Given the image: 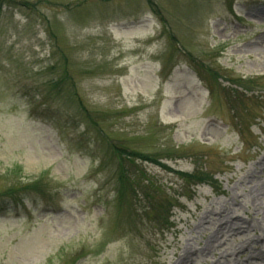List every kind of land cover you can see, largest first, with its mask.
Returning <instances> with one entry per match:
<instances>
[{
  "label": "rangeland",
  "instance_id": "374dc122",
  "mask_svg": "<svg viewBox=\"0 0 264 264\" xmlns=\"http://www.w3.org/2000/svg\"><path fill=\"white\" fill-rule=\"evenodd\" d=\"M33 181L0 264H264V0H0V202Z\"/></svg>",
  "mask_w": 264,
  "mask_h": 264
},
{
  "label": "trees",
  "instance_id": "16d2710c",
  "mask_svg": "<svg viewBox=\"0 0 264 264\" xmlns=\"http://www.w3.org/2000/svg\"><path fill=\"white\" fill-rule=\"evenodd\" d=\"M59 80L62 81L63 79H59ZM58 81H56V84L59 83ZM116 152L120 157L119 168L117 171V175H118L117 197H118V201L119 199L122 200V203L121 202L119 203L120 204L119 207H121L122 204L125 202H127L128 205L133 206L135 205L136 202L135 200L141 199L137 191V184L139 182L140 183L143 182L147 184V185L143 184V189H142L143 199L147 201V205H150L149 208L152 207L153 210L152 211L150 210V212H155L156 208H158L157 211L155 212V215L157 216V220H159V223H164L167 217H164V215L160 213L159 209L165 207V205H168V199L166 198V194L164 196L163 195V193H165L164 190L154 187V184L150 179H147L144 176L141 179V177L137 174V172L139 171L137 165H138V161H142V162L155 163L167 169H169V167L166 165V163H163L161 161L162 158L160 157L155 158L145 153H139L135 150H128L117 147H116ZM130 169L131 171H128ZM135 175L138 177V179L132 178V176L134 177ZM184 176L186 178H190V180H193V178H195L196 182H193V185H197L198 183L200 184L208 180L207 176H196L192 174L191 175L186 174ZM27 186L28 187L23 191H17V189L14 187L7 189L8 191H6V193L2 194L1 196H3L8 201L5 199H1L0 203L8 202L9 204L11 203L12 205L23 204L25 200L24 197L28 196L31 192L33 193L42 192L41 189L42 187H39L38 183L35 181L29 183Z\"/></svg>",
  "mask_w": 264,
  "mask_h": 264
}]
</instances>
